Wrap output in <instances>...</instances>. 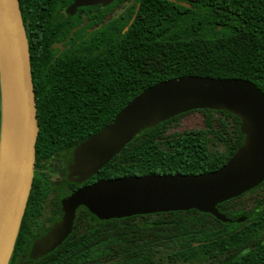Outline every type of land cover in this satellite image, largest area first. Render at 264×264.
<instances>
[{"label": "trees", "instance_id": "trees-1", "mask_svg": "<svg viewBox=\"0 0 264 264\" xmlns=\"http://www.w3.org/2000/svg\"><path fill=\"white\" fill-rule=\"evenodd\" d=\"M188 1L189 9L169 1L146 8L130 25L115 19L93 33L81 30L77 41L65 42L60 51L53 46L65 40L73 24L54 9L20 0L39 123L38 157L75 147L138 93L164 80L240 78L264 92V0ZM192 113L204 114V129L169 131ZM240 124L225 111L181 114L140 133L91 181L217 170L242 145ZM258 189L224 203L230 208L226 215L236 219L254 212ZM49 195L50 185L32 189L9 264H264V209L233 225L196 210L82 223L53 253L32 260L29 247Z\"/></svg>", "mask_w": 264, "mask_h": 264}, {"label": "water", "instance_id": "water-1", "mask_svg": "<svg viewBox=\"0 0 264 264\" xmlns=\"http://www.w3.org/2000/svg\"><path fill=\"white\" fill-rule=\"evenodd\" d=\"M105 1L111 0H76L72 8ZM53 48L63 51L64 45ZM0 88V264H9L32 189L39 135L19 0H0ZM198 110L225 111L240 119L242 145L222 167L196 175L101 179L84 186L63 201L62 220L33 242L30 258L47 256L67 240L80 206L101 220L196 210L229 222L218 205L264 182V92L247 79L180 76L146 88L108 125L74 147L69 178L90 180L143 131Z\"/></svg>", "mask_w": 264, "mask_h": 264}, {"label": "flooded vegetation", "instance_id": "flooded-vegetation-1", "mask_svg": "<svg viewBox=\"0 0 264 264\" xmlns=\"http://www.w3.org/2000/svg\"><path fill=\"white\" fill-rule=\"evenodd\" d=\"M75 1L76 0H30V6L40 7L41 9L49 11V12L50 10L54 9L56 10V14L59 17V19H62L63 21H66L67 23H70L71 25L73 24L65 40L61 41L63 45L65 42H70L74 39L75 41H77L76 40L77 32H80L82 30V32L84 33L85 32L93 33L95 30L105 27L111 21L115 19H121L123 21H128V24L130 25L138 18V14L142 12V10L149 8V7H151V9L157 8L159 4L164 1H169V2L175 3L176 5L186 7L188 9L191 8V5L188 0H111V1L100 2L98 4H87L83 6H77L76 8H72ZM19 3H20V0H19ZM25 29H26V26H25ZM73 29H76V30L74 31L73 36H71L70 39L68 40L70 33ZM127 29L128 27L125 28V30ZM26 32H27V29H26ZM27 36H28V33H27ZM0 134H1V88H0ZM73 151H74V147L71 149L60 150L54 153L49 159H46V158L42 159L38 157L36 154L35 171H34L32 189L35 186L38 187V185H50V195L47 198V200L42 203L43 204L42 209L44 211L47 210L49 214L48 213L44 214L45 216H43V218L40 219V223H38L37 225L38 234L32 240L31 245L29 247L28 254L30 253L33 242L37 238L45 235L55 223L62 220L64 216L63 201L72 192L84 186L93 184L91 180L94 176L90 180L84 183H78L76 181L70 180L69 174H68V166L73 160ZM263 187H264V182L260 184L258 187H256V188H259L257 190V192L259 191L257 193L259 197H255L254 199V202L256 203L254 205L255 207L250 209V210H253L254 212L251 211L247 215H243L236 219H231L226 215L227 212H230L229 211L230 208L228 205L227 206L224 205V203H227L231 200L223 202L220 205H218V209L220 213L223 214L227 219H229V222H223V223H228L231 225L235 223H244L248 221L251 216L258 215V214L260 215L261 209H264V188ZM252 190H250L249 192L245 194L250 193ZM245 194L241 195L240 197H243ZM240 197H237V198H240ZM204 214L215 218L214 216L210 214H207V213H204ZM82 215L84 217H82ZM150 215H153V214H150ZM139 216H147V215H139ZM242 217H245V220L243 222H237V220ZM119 220H122V219L101 220L97 218L95 215H93L92 213H90L86 207L80 206L76 211L72 233L74 231H77L78 225L82 223L85 226H87L88 224H96V223L98 224L102 221L108 222V221H119Z\"/></svg>", "mask_w": 264, "mask_h": 264}, {"label": "rangeland", "instance_id": "rangeland-1", "mask_svg": "<svg viewBox=\"0 0 264 264\" xmlns=\"http://www.w3.org/2000/svg\"><path fill=\"white\" fill-rule=\"evenodd\" d=\"M204 114L203 113H192L188 116L183 117L178 123L173 124L169 131L170 132H183V131H192V130H200L205 128L204 123ZM217 148L212 147V150H216ZM220 149V147L218 148ZM49 214L47 210L44 211V214Z\"/></svg>", "mask_w": 264, "mask_h": 264}]
</instances>
